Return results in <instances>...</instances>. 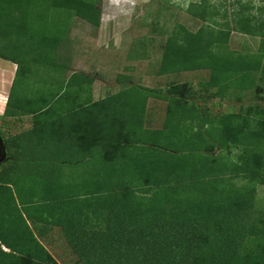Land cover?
Segmentation results:
<instances>
[{
    "label": "trees",
    "instance_id": "trees-1",
    "mask_svg": "<svg viewBox=\"0 0 264 264\" xmlns=\"http://www.w3.org/2000/svg\"><path fill=\"white\" fill-rule=\"evenodd\" d=\"M96 1L0 0V38L7 40L0 58L17 64L5 115L22 85L19 79L37 74L32 64L49 66L48 56L58 55L70 24L60 26L58 18L49 22V15L68 14L99 27ZM235 3L229 21L226 11L209 0L191 2L187 13L203 24L196 32L177 25L164 43L160 73L210 70L208 82L198 89L184 83L164 92L124 77L127 84L112 97L129 98L111 100L107 107L108 99L93 103L85 95L93 84L87 75L71 74L62 87L56 82L53 96L66 89L88 96L78 108L87 114L70 124L73 130L64 139L67 150L74 144V157L61 158L68 168L57 169L59 181L54 178L49 187L57 194L26 200L23 214L13 209L29 238L24 240L22 229L9 230L16 219L7 210L0 223V264H58L38 239L46 228L62 231L80 264H264V213L253 215L256 187L264 185V107L255 105L249 116L212 114L207 104L224 99L229 90L264 86V5L253 13L251 0ZM232 32L259 37L257 52H231ZM57 68L63 73L64 66ZM40 90L42 85L35 95H45ZM28 93L33 92L22 96ZM149 98L167 103L161 128H145ZM36 103L27 111L34 124L47 105L60 101ZM23 133L0 132L7 160H19L14 143ZM234 147L240 148L235 161L214 153ZM12 170L0 168V178ZM237 178L246 183L237 186ZM24 215L35 222L36 236Z\"/></svg>",
    "mask_w": 264,
    "mask_h": 264
},
{
    "label": "rangeland",
    "instance_id": "rangeland-1",
    "mask_svg": "<svg viewBox=\"0 0 264 264\" xmlns=\"http://www.w3.org/2000/svg\"><path fill=\"white\" fill-rule=\"evenodd\" d=\"M199 1L97 0L96 8L100 11L99 27H94L80 18L70 17L68 14H50L48 18L49 22L50 20L55 21L54 19L58 18L59 21L57 22H59L60 26L61 22L65 21L70 26L61 43L58 55L50 54L48 56L47 63L49 66H41L37 63L32 64L37 74L33 77L29 76L28 83L30 82L34 85L29 87L28 91L34 93L36 87L41 88L42 85V90L40 91L47 92L48 94L51 93L50 97H53L52 93L59 87L58 83L55 82H60V87H62L59 76H56L59 73H56V71H60V68H57L58 66H64V71L66 72L64 74L67 79L71 74L75 73L87 75L91 78L94 84L88 90L86 89L85 95L89 94L90 97L91 95H96V97L106 96L104 99H108L106 101L107 107L111 106V100L117 98L124 102V100L129 98L126 95L120 96V98L112 97V94L121 91L124 85L127 84L124 77L130 78V81L134 84L164 92L173 84L184 83H191L195 89H198L201 82H208L210 70L200 69L165 74H161L159 70L164 43L173 29L177 25H181L190 32H196L203 24L202 21L196 20L187 13L189 4ZM209 1L216 4L220 12L226 11L228 20H232L231 14L238 8V5L235 3L237 0ZM245 1L247 0H242V2ZM251 1L255 8L253 13H257L256 8L258 6L264 5V0ZM217 22L223 24L224 20L219 18ZM50 26H53L52 23L49 24ZM6 41V39L0 38V51L4 49ZM259 42V37L232 32L228 42V49L237 54L252 55L257 52ZM53 66L57 67L53 68ZM58 75L62 77L61 74ZM23 80L24 77H21L19 82H23ZM43 82L45 83L44 86ZM66 90L62 91H65L62 96H76V101L68 104L69 108H55L62 107L63 105L67 106V104L60 102L50 110H58L57 112L64 111L65 117L57 114L54 118L50 119L46 117L45 120V115H42L40 118H37V124L31 122L29 129L24 130L22 129L23 125L9 123L7 120H0V132H4L6 136L16 135L17 132L24 131V135L20 136L17 142L14 143V148L19 152V160L16 161V159L10 158L6 162H3L4 164L2 163L3 165L0 167L9 168L10 170L11 166L13 169L12 171H8L9 174L7 176L0 178V223L4 222L7 210H10L11 214L15 216L16 221L12 224V227H9V230L16 231L22 229L23 234H25L23 236L24 240L25 237L26 239L29 238V231L18 215V212L23 214L26 211L24 209L25 204H27L26 200L51 196L50 193L57 194V189L56 192L53 190L54 193L51 192L52 189L49 187L51 183H54V178L59 181L60 176H57V173H55L58 171L57 169L64 170L68 168L61 166V158L64 155L68 158L74 157V144H69L71 147L67 150L64 139L73 130L70 122L76 116L77 113L74 111L79 110L78 108L83 99L81 97L82 93L80 94L71 89ZM33 93L32 95L35 96V93ZM134 100L136 101L137 99ZM15 101L16 99L13 98V103ZM136 102L141 106V101L138 102L137 100ZM218 102L221 105H214V103ZM21 104L28 107L24 108V115H28L27 111L29 109H34L39 105L36 102H23L20 103V106ZM207 104L208 110L212 114H239L244 112L249 116H253L257 110L255 105L264 107V86L258 82L250 90H229L224 99L209 100ZM166 111L167 103L165 101L149 98L145 128H161L165 120ZM54 124H58V126L54 127ZM214 153L221 156V159L224 161H235L240 155V148L234 147L223 151L216 149ZM79 168L82 167L79 166ZM65 173H67V170ZM68 177L71 178L69 175ZM233 181L237 186H242L246 183L241 178ZM33 203H30L32 207L36 204L33 205ZM254 204V216H259L262 212L264 213V185H257ZM15 208L19 209H17L18 212L13 210ZM25 218L31 232L36 236L33 228L35 222L26 216ZM8 236L12 238L14 235L12 236V233H8ZM38 239L58 264H80L60 229H43L41 237L38 235ZM8 243L15 246L11 239Z\"/></svg>",
    "mask_w": 264,
    "mask_h": 264
},
{
    "label": "crops",
    "instance_id": "crops-1",
    "mask_svg": "<svg viewBox=\"0 0 264 264\" xmlns=\"http://www.w3.org/2000/svg\"><path fill=\"white\" fill-rule=\"evenodd\" d=\"M16 70H17V64L0 58V120H7V121H9V123H16L17 125H23L24 126L22 128L23 130L29 129V127L31 126L30 123L32 122L31 121L32 115L31 114L20 115L22 113V111L24 110V108H28V107L27 106H19V103H23V102H25V103L39 102L40 103V101L43 100L44 102H49L50 104H52V103H55L56 101H60L62 104H67V106L63 105L62 107L60 106V107H55V108L65 109V107L69 108L68 104H71L74 101H76V98H77L76 96L64 97L62 95H56V96L50 97V94H48L47 92H45V95H43V96H40V95L33 96L32 94H29V93H28V95L26 94L25 96H22L23 91L24 92L28 91V88L33 86L32 83H30V82L28 83V79H24L22 82L23 84L21 86L16 87L17 92H18V94L16 96H14L15 97L14 99H16V101L14 102V104H13V102L10 103V106H8V112L9 113H8V115H5V111L7 109V101H8L11 89L13 87V82H14L15 75H16ZM64 73H66V72L63 71V73H61L62 77L59 75L61 82H63V81L66 82V80H68L67 78H65ZM56 76H58V75H56ZM93 84H94V82H93ZM50 87H53V86H50ZM81 97H82L83 101H86L88 98L87 96H83V95ZM104 97H106V96H103V97L97 96L96 97V95H93V96L91 95L90 99L94 103V102H97L99 100L104 99ZM21 101H23V102H21ZM53 108H54V105H47L43 109V113H44L43 115H45V117L44 116L43 117L45 120H46V117L51 119V118H54L57 114H60L63 117H65L64 111H60V112H57L58 110L50 111V109H53ZM20 110H22V111H20ZM26 110H28V109H26ZM46 110H48L47 111L48 113L45 112ZM66 110H68V109H66ZM74 112H76L77 114L72 119L70 124H72L74 122H75V124H77L78 121L82 118V116H84L85 113L87 114V112L83 111V109L80 111H74ZM53 126L57 127L58 124H54ZM18 133L19 132H17V134Z\"/></svg>",
    "mask_w": 264,
    "mask_h": 264
},
{
    "label": "water",
    "instance_id": "water-1",
    "mask_svg": "<svg viewBox=\"0 0 264 264\" xmlns=\"http://www.w3.org/2000/svg\"><path fill=\"white\" fill-rule=\"evenodd\" d=\"M7 157V149L3 137L0 134V165L7 160Z\"/></svg>",
    "mask_w": 264,
    "mask_h": 264
}]
</instances>
